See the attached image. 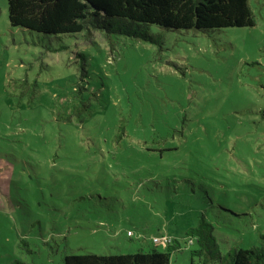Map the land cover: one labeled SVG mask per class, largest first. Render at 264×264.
<instances>
[{
	"label": "rangeland",
	"instance_id": "1",
	"mask_svg": "<svg viewBox=\"0 0 264 264\" xmlns=\"http://www.w3.org/2000/svg\"><path fill=\"white\" fill-rule=\"evenodd\" d=\"M249 3L255 26L151 25L152 41L113 19L31 32L0 0V264L165 251V233L185 247L202 215L224 255L264 244V0Z\"/></svg>",
	"mask_w": 264,
	"mask_h": 264
},
{
	"label": "trees",
	"instance_id": "2",
	"mask_svg": "<svg viewBox=\"0 0 264 264\" xmlns=\"http://www.w3.org/2000/svg\"><path fill=\"white\" fill-rule=\"evenodd\" d=\"M7 2L11 26L46 35L75 34L85 30L91 32L92 29L108 28L112 25V19L122 23L120 27L126 28L128 24L130 29L134 26L133 33L136 27L144 28L141 36L152 41H155V38L149 31L151 25L172 31L200 32L256 25L249 0H7ZM129 29L127 32H130ZM121 33H126V29ZM153 141L156 144L155 139ZM146 150L160 152L164 157V152L172 151L174 148L147 146ZM146 159L150 161L149 163L158 160L157 156L150 153ZM9 167L7 165L5 172L0 170L3 191L8 190ZM187 235L185 247L177 237L170 235L173 241L165 244V251L153 249L119 255L96 253L67 255L64 257V264H171L174 250L189 249L191 246L196 247L191 250V264H195V256L200 259L201 264H218V260L223 263L229 261L230 264H264V244L249 249L233 248L227 255L222 254L214 234V226L204 215L197 226L188 230Z\"/></svg>",
	"mask_w": 264,
	"mask_h": 264
},
{
	"label": "built area",
	"instance_id": "3",
	"mask_svg": "<svg viewBox=\"0 0 264 264\" xmlns=\"http://www.w3.org/2000/svg\"><path fill=\"white\" fill-rule=\"evenodd\" d=\"M128 235H132L131 232H128ZM173 241L172 236L165 233L163 235H158L153 238L154 244H170Z\"/></svg>",
	"mask_w": 264,
	"mask_h": 264
}]
</instances>
